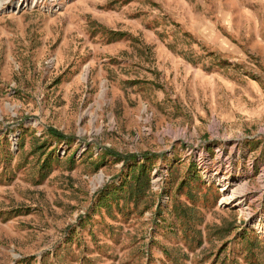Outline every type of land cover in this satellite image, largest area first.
<instances>
[{
  "label": "rangeland",
  "instance_id": "obj_1",
  "mask_svg": "<svg viewBox=\"0 0 264 264\" xmlns=\"http://www.w3.org/2000/svg\"><path fill=\"white\" fill-rule=\"evenodd\" d=\"M19 1L0 264H264V0Z\"/></svg>",
  "mask_w": 264,
  "mask_h": 264
},
{
  "label": "bare ground",
  "instance_id": "obj_2",
  "mask_svg": "<svg viewBox=\"0 0 264 264\" xmlns=\"http://www.w3.org/2000/svg\"><path fill=\"white\" fill-rule=\"evenodd\" d=\"M10 2H11V0H0V11L3 9V6L4 5L9 4ZM27 2H28V0H21V1L17 2V3H15L14 6H13V8L14 9L15 8H20L22 5L24 7L25 5L28 4Z\"/></svg>",
  "mask_w": 264,
  "mask_h": 264
},
{
  "label": "built area",
  "instance_id": "obj_3",
  "mask_svg": "<svg viewBox=\"0 0 264 264\" xmlns=\"http://www.w3.org/2000/svg\"><path fill=\"white\" fill-rule=\"evenodd\" d=\"M202 175H203L204 178H205V172H202ZM205 181L208 182L207 179H206ZM220 192L223 193V192H224V189H220Z\"/></svg>",
  "mask_w": 264,
  "mask_h": 264
}]
</instances>
